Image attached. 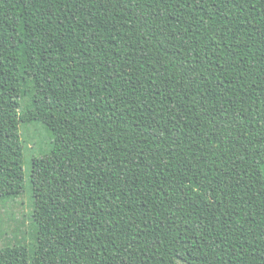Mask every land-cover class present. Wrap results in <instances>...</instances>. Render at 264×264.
Wrapping results in <instances>:
<instances>
[{"label": "trees", "instance_id": "trees-1", "mask_svg": "<svg viewBox=\"0 0 264 264\" xmlns=\"http://www.w3.org/2000/svg\"><path fill=\"white\" fill-rule=\"evenodd\" d=\"M0 264H264V0H0Z\"/></svg>", "mask_w": 264, "mask_h": 264}, {"label": "rangeland", "instance_id": "rangeland-1", "mask_svg": "<svg viewBox=\"0 0 264 264\" xmlns=\"http://www.w3.org/2000/svg\"><path fill=\"white\" fill-rule=\"evenodd\" d=\"M20 132L24 143V187L16 201L0 203V245L15 239L26 244L32 241L33 226L30 213L33 209V199L29 178L30 156L48 150L51 142L46 127L40 121L20 123Z\"/></svg>", "mask_w": 264, "mask_h": 264}]
</instances>
